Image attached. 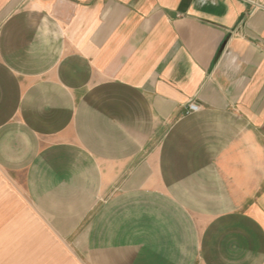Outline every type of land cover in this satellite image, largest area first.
<instances>
[{
	"label": "crops",
	"instance_id": "crops-1",
	"mask_svg": "<svg viewBox=\"0 0 264 264\" xmlns=\"http://www.w3.org/2000/svg\"><path fill=\"white\" fill-rule=\"evenodd\" d=\"M0 264H264V0H0Z\"/></svg>",
	"mask_w": 264,
	"mask_h": 264
},
{
	"label": "built area",
	"instance_id": "built-area-1",
	"mask_svg": "<svg viewBox=\"0 0 264 264\" xmlns=\"http://www.w3.org/2000/svg\"><path fill=\"white\" fill-rule=\"evenodd\" d=\"M189 109H190V111H198L199 110V106L196 105L195 103H190Z\"/></svg>",
	"mask_w": 264,
	"mask_h": 264
}]
</instances>
